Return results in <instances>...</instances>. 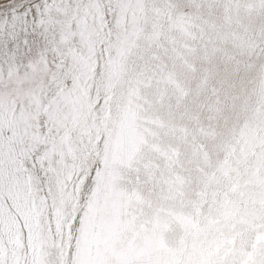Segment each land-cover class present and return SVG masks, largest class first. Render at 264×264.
Masks as SVG:
<instances>
[{"label":"snow or ice","instance_id":"obj_1","mask_svg":"<svg viewBox=\"0 0 264 264\" xmlns=\"http://www.w3.org/2000/svg\"><path fill=\"white\" fill-rule=\"evenodd\" d=\"M0 264H264V0H0Z\"/></svg>","mask_w":264,"mask_h":264}]
</instances>
